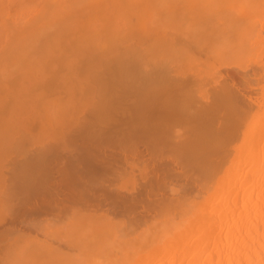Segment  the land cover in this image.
<instances>
[{
  "label": "bare ground",
  "instance_id": "6f19581e",
  "mask_svg": "<svg viewBox=\"0 0 264 264\" xmlns=\"http://www.w3.org/2000/svg\"><path fill=\"white\" fill-rule=\"evenodd\" d=\"M0 264H264V0H0Z\"/></svg>",
  "mask_w": 264,
  "mask_h": 264
}]
</instances>
